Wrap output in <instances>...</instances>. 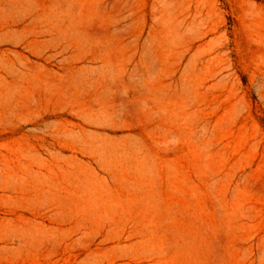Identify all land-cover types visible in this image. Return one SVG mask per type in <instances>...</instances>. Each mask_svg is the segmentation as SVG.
Masks as SVG:
<instances>
[{
	"label": "rangeland",
	"instance_id": "374dc122",
	"mask_svg": "<svg viewBox=\"0 0 264 264\" xmlns=\"http://www.w3.org/2000/svg\"><path fill=\"white\" fill-rule=\"evenodd\" d=\"M0 264H264V0H0Z\"/></svg>",
	"mask_w": 264,
	"mask_h": 264
}]
</instances>
